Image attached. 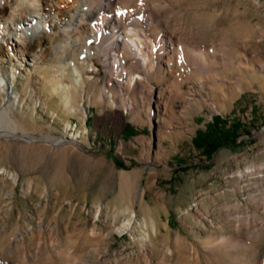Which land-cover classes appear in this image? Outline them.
Returning <instances> with one entry per match:
<instances>
[{"label": "rangeland", "instance_id": "374dc122", "mask_svg": "<svg viewBox=\"0 0 264 264\" xmlns=\"http://www.w3.org/2000/svg\"><path fill=\"white\" fill-rule=\"evenodd\" d=\"M19 1L0 4V264H264V0H120L185 54L123 92L110 58L88 69L105 0H42L15 46ZM214 116L241 128L208 159L192 140Z\"/></svg>", "mask_w": 264, "mask_h": 264}, {"label": "bare ground", "instance_id": "6f19581e", "mask_svg": "<svg viewBox=\"0 0 264 264\" xmlns=\"http://www.w3.org/2000/svg\"><path fill=\"white\" fill-rule=\"evenodd\" d=\"M5 1L0 0V4H3ZM74 1L76 0H66V3ZM87 1L90 6L94 5L95 0ZM119 2L120 0H105L103 8H101L102 10L99 13V18L91 25V33L88 39H93L98 47L94 48V52L88 51V62L91 61L93 56L98 58L103 55L107 59L110 58L112 60L110 68L115 69L110 79L115 82L117 91L123 92L125 88L129 90L132 82L137 83L139 88H144L143 81H150L148 75L154 76L161 73L160 67L162 66H164V70L170 68L172 63L178 62L185 54L183 53L184 46L180 37L167 34L162 38V36L155 35L152 32L144 34L143 30H137L138 24L146 26L147 19L142 20L143 17H140L138 11H129L127 8L121 6ZM41 20H43L42 0H20L9 17V23L12 27H4L2 34L13 38V42L16 43L15 46L21 45L27 36L35 35L43 28L44 22ZM105 38H108V45L112 46L109 51L101 49ZM187 57L190 59L191 56L186 55ZM127 59H129V64L126 65ZM73 61L74 67L71 73L69 72V76L71 78L74 77L76 92H80L86 84L82 69L86 61L81 60V63L79 60L75 61L74 59ZM135 66L139 67L140 70L135 71ZM92 67L94 65L90 62L88 69ZM141 75H145L144 80L142 79L143 81L139 80ZM126 76L129 77V82L124 84L123 80ZM198 84H200L199 81ZM106 87H104L103 91L107 92ZM148 92L152 94L150 90ZM181 95V93H177L172 98H168L167 102L172 103L175 99H182ZM157 103L162 104L165 108L163 100L160 99ZM111 104L114 105L115 102L112 101ZM134 104L131 103V107ZM0 119H10L9 113L6 110L0 111ZM249 172H252V170L247 169L241 175L243 176ZM224 250L219 251L220 254L217 255L216 262L219 264H252L250 261L240 262L238 258L229 257L228 253Z\"/></svg>", "mask_w": 264, "mask_h": 264}, {"label": "trees", "instance_id": "16d2710c", "mask_svg": "<svg viewBox=\"0 0 264 264\" xmlns=\"http://www.w3.org/2000/svg\"><path fill=\"white\" fill-rule=\"evenodd\" d=\"M226 121L219 116H214L205 130H197L195 137L192 140L193 145L202 149L206 158L211 155L220 147L230 145H237L238 130L241 128L240 123L233 121L227 127Z\"/></svg>", "mask_w": 264, "mask_h": 264}]
</instances>
